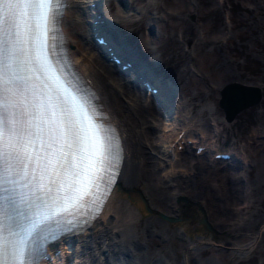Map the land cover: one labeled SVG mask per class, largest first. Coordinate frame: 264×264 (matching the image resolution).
I'll use <instances>...</instances> for the list:
<instances>
[{
  "label": "rangeland",
  "instance_id": "1",
  "mask_svg": "<svg viewBox=\"0 0 264 264\" xmlns=\"http://www.w3.org/2000/svg\"><path fill=\"white\" fill-rule=\"evenodd\" d=\"M120 2L134 12L131 19L117 21L122 36H125L134 49L140 63L152 68L164 85L165 79L168 80V85L165 86L172 91L173 97L175 94L181 105L176 112L170 108L172 105L165 108L161 106L160 112L149 117L155 126L152 128L149 124V128L143 127L144 131L148 130L144 133L145 136H157L163 121L168 122L171 115H174L177 124L191 122L190 131L200 133L199 135L204 136V141L215 144L211 147L212 150L206 149L197 154L196 147L187 149L189 145L185 142L184 148L178 150L179 155L174 157H184L186 150L192 151L196 159L207 153L205 158L209 159L212 155L209 161L217 163L215 167L219 169L237 162V170L231 169L230 175L239 177L243 185L239 189L238 199L232 204L234 208L230 206V210L232 208L235 212L231 227L241 228L246 221L251 222L254 214L264 212V0ZM118 5V0L108 2L107 12L114 15L119 9ZM148 33H153V36L150 35L149 44L146 43ZM92 47H96L94 43ZM103 62L109 63L107 59ZM101 68L103 70L105 67ZM231 81L262 85V96L257 104L243 108L229 122L218 98L220 88ZM165 110L169 111L166 116ZM151 140L156 145L160 143V139H156L159 142L153 138ZM160 145L161 143L157 149H160ZM223 149L232 151L234 158L227 160L213 157L216 150ZM175 171L172 170L175 176L185 177L191 172L188 168L182 173L179 168ZM178 171L180 172L177 173ZM169 195L178 204V196H173L172 192ZM221 220L222 218L216 216L211 222L221 223ZM262 220L256 228L246 233L231 234L227 231L209 234L213 236L216 244L213 246L205 243L199 246L191 257V263L194 264L196 258L199 261L214 257L218 262L212 264H264V218ZM199 222L197 214L192 221L187 220L184 223L197 227ZM135 225L143 239L149 234L154 238L153 243L136 247L142 257L148 252L150 259L146 263H151L156 256H163L171 264H182L185 248L190 241L185 230L163 229L157 235L151 230L148 233V229L146 232L142 229V224ZM157 226L161 228L159 224ZM254 238L257 240L251 245ZM230 241L235 244L227 245ZM240 244L243 250L231 248ZM146 246L149 248L147 251L144 250ZM157 246L163 248L161 253L156 250ZM224 251L227 256L220 259Z\"/></svg>",
  "mask_w": 264,
  "mask_h": 264
},
{
  "label": "bare ground",
  "instance_id": "2",
  "mask_svg": "<svg viewBox=\"0 0 264 264\" xmlns=\"http://www.w3.org/2000/svg\"><path fill=\"white\" fill-rule=\"evenodd\" d=\"M92 1L95 0H69L70 5L67 6L61 23L64 27L66 45L69 46L71 55L75 57L76 65H78L80 72L91 80L98 102L103 106L104 111L109 119L114 122L121 138H123L125 160L119 177V185L113 190L98 220L81 233L66 238L71 250L63 245L65 244L63 241L58 243L56 248L61 247L63 253L58 258L54 256L52 264H108L113 261L116 264H148L146 263L147 259H150L148 252L142 257L136 247L140 248L145 243H153L154 238L150 237L149 234L143 239L135 223L142 224V229L145 231L148 229V233L151 230L157 235L163 229L185 230L190 241L185 248L182 264H192L191 257L195 255L199 246L205 243H211L213 246L214 243L216 244L213 236L209 234L227 231L231 234L246 233V231L256 228V225L258 226L263 221L264 212L259 211V213L254 214L251 217V222L246 221V224L242 225L241 228L232 229L231 219L235 213L232 210L234 208L232 204L238 199L239 189L243 184L239 177L230 174L231 169L235 171L239 165L234 162L230 163L228 167L219 169L215 167L217 163L209 161L212 155L207 159L205 158L207 153H204V156L196 159L190 150H186L187 152L182 158L174 157L179 155V143H187L188 137L195 144H206V149L212 150L211 147L215 146V144L204 141V136L199 135L200 133L190 131L191 122L177 124L175 122L177 118L171 115L170 120L166 118L169 120L168 122L163 121V126L158 129L157 136L153 137L151 134L145 136L144 133L148 130L144 131L145 128L143 130V127L149 128L152 125L153 128L155 126L149 117L160 112L161 106L165 108L172 105L170 108L176 112L177 109L180 110L181 105L175 94L173 97L172 91L163 83H158L160 92L155 94L145 92L144 86L131 79L135 71L133 69L135 67L134 59L138 61L139 59L135 56L134 49L128 44V40L122 36L116 23L118 20L131 19L134 12L131 8L123 6L120 0H118L119 9L114 15L106 10L108 2L112 0L96 1L106 19L105 25H109L111 32H113L109 34L108 41L113 44L115 42V50L118 56L123 57L124 53L128 55L127 57L133 61L134 67L128 68L129 73H126L125 70L121 69L122 63H125L124 58H121L122 61L116 64L115 61H110L107 57L109 53L105 52V47L94 43V39H92L94 24L91 21L96 9L90 5ZM98 27L99 25L97 29ZM152 34L148 33L146 43H151L149 39ZM92 43L96 47L91 48ZM106 59L109 63L103 62ZM101 66L105 68L102 70ZM166 112L167 110H165V116ZM166 131L167 133H165ZM182 131L184 133L179 136ZM154 134L156 133L154 132ZM152 138L154 140L160 139V149H157L160 143L156 145V142L151 140ZM187 144L189 145L187 149L193 147L191 144ZM142 149L145 152L141 151ZM176 168H179L181 173L185 172L187 168L191 172L186 177L183 175L175 176L172 170L175 171ZM162 173L163 175H161ZM170 176L172 177L169 179ZM169 180L173 181L170 182ZM120 185L122 191L118 189ZM170 192L173 196H178V204L171 200ZM230 206H233L231 210ZM186 211L187 214L185 215ZM162 213L168 217H164ZM197 214L200 218L197 227L191 223H184L187 220L192 221ZM216 216L219 219L222 218L221 223L214 221L212 224L211 220L213 221ZM201 217L206 218L209 225L206 226L202 223ZM158 224L161 228L157 226ZM256 240L257 238H254L251 245ZM228 243L227 245L235 244L232 241ZM231 248L238 251L239 249L243 250L241 244ZM161 249L163 248L158 246L156 248L160 253L162 252ZM144 250L147 251L149 248L146 246ZM226 256L224 251L220 259ZM215 262L218 260L210 257L199 261L196 258L193 263L212 264ZM149 264L171 263L163 256H156V259L152 258Z\"/></svg>",
  "mask_w": 264,
  "mask_h": 264
},
{
  "label": "snow or ice",
  "instance_id": "3",
  "mask_svg": "<svg viewBox=\"0 0 264 264\" xmlns=\"http://www.w3.org/2000/svg\"><path fill=\"white\" fill-rule=\"evenodd\" d=\"M60 3L0 0V264H39L41 225L71 196L86 208L122 159L91 96L44 53Z\"/></svg>",
  "mask_w": 264,
  "mask_h": 264
},
{
  "label": "water",
  "instance_id": "4",
  "mask_svg": "<svg viewBox=\"0 0 264 264\" xmlns=\"http://www.w3.org/2000/svg\"><path fill=\"white\" fill-rule=\"evenodd\" d=\"M261 91L258 85L254 86L252 84L250 85L237 81L226 82L220 90L221 95L219 97V104L224 109L226 118L230 121L234 119V116L239 113L240 110H243V108H248V106L257 104L262 96ZM118 189L122 191L121 185ZM162 215L168 217V215L166 216L164 213H162ZM201 221L206 226L209 225L206 218L201 217Z\"/></svg>",
  "mask_w": 264,
  "mask_h": 264
}]
</instances>
